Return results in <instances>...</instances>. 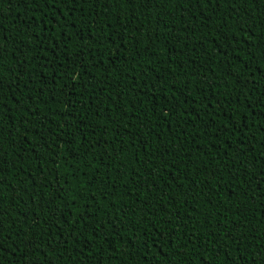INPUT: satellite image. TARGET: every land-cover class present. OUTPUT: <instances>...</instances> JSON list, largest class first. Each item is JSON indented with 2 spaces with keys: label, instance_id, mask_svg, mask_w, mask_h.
Listing matches in <instances>:
<instances>
[{
  "label": "trees",
  "instance_id": "16d2710c",
  "mask_svg": "<svg viewBox=\"0 0 264 264\" xmlns=\"http://www.w3.org/2000/svg\"><path fill=\"white\" fill-rule=\"evenodd\" d=\"M0 264H264V2L0 0Z\"/></svg>",
  "mask_w": 264,
  "mask_h": 264
},
{
  "label": "snow or ice",
  "instance_id": "6c2138e0",
  "mask_svg": "<svg viewBox=\"0 0 264 264\" xmlns=\"http://www.w3.org/2000/svg\"><path fill=\"white\" fill-rule=\"evenodd\" d=\"M262 2H264V0H262Z\"/></svg>",
  "mask_w": 264,
  "mask_h": 264
}]
</instances>
